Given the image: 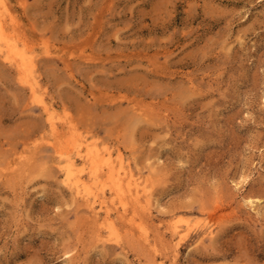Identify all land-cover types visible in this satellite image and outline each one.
<instances>
[{
    "label": "rangeland",
    "instance_id": "rangeland-1",
    "mask_svg": "<svg viewBox=\"0 0 264 264\" xmlns=\"http://www.w3.org/2000/svg\"><path fill=\"white\" fill-rule=\"evenodd\" d=\"M3 3L37 88L0 53V264H264V0ZM87 144L151 197L103 237L54 152Z\"/></svg>",
    "mask_w": 264,
    "mask_h": 264
},
{
    "label": "bare ground",
    "instance_id": "bare-ground-1",
    "mask_svg": "<svg viewBox=\"0 0 264 264\" xmlns=\"http://www.w3.org/2000/svg\"><path fill=\"white\" fill-rule=\"evenodd\" d=\"M3 2L4 0H0V53L17 67L19 74L22 75L21 80L28 83L30 89L36 92L37 81L27 78L35 66L34 59L29 54L28 44L20 42L16 34L15 16L10 13L7 3ZM45 109L49 110V107L45 105ZM50 126L52 134L59 138L56 123L50 121ZM74 148L75 152L72 153L71 149L65 150L54 146V152L58 154L56 158L58 167L64 173V182L94 215L99 224L100 236L103 237V232L111 234L117 232L115 221L111 217L112 211L115 209L123 217L129 218L130 204L135 208L147 207L151 197L143 198L138 180L134 177L133 171L125 166L122 157L118 163L113 159L111 151L104 152L91 144L75 145ZM77 155L81 158V163ZM86 169L90 171L88 178L83 175ZM108 189L111 195L109 198ZM248 202L254 208L258 201L249 197ZM133 218L130 217L129 220L135 223ZM141 232L144 239L149 240L147 230L143 228ZM179 232L178 226H174L173 236Z\"/></svg>",
    "mask_w": 264,
    "mask_h": 264
}]
</instances>
